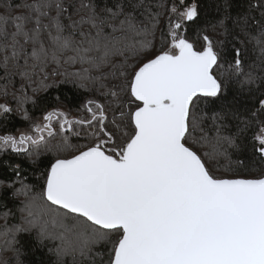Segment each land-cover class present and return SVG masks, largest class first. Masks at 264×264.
I'll return each mask as SVG.
<instances>
[{"label":"snow or ice","instance_id":"6c2138e0","mask_svg":"<svg viewBox=\"0 0 264 264\" xmlns=\"http://www.w3.org/2000/svg\"><path fill=\"white\" fill-rule=\"evenodd\" d=\"M185 3L179 0L183 11L175 2L169 9L168 47L162 44L149 56L155 47L149 37L155 38L160 15L149 0H116L112 7L107 0H80L79 6L73 0H0V78L19 75L30 83L43 73L46 89L51 85L44 70L50 63L79 64V71L64 75L78 78L80 87L90 81L107 88L105 94L120 109L112 131L105 127L103 105L95 104L96 111L87 109L89 121L69 120L54 110L43 117V125L34 124L35 137L0 135V151L29 154L30 147L45 143L44 132L54 135L53 120L61 130L96 121L103 136L83 150L65 137L57 149L75 154L50 164L42 190H16L26 197L21 211L27 227L5 224L0 238L17 261L16 233L35 230L41 243L58 242L49 249L57 264H65V257L72 264H264V175L213 173L203 157H224L225 172L234 171L221 146L236 147V141L222 136L219 126L211 151L202 157L197 150L210 143L204 128L209 117L199 105L214 104L226 83L214 74L223 66L212 39L204 35L197 50L180 33L184 21L198 16V5ZM252 6L264 7V0ZM228 7L225 0L221 26L229 18ZM252 39L264 53V29ZM239 55L236 49L234 63L219 75H244L240 87L252 86L260 78L243 73ZM69 82L75 83H61ZM16 99L22 103L27 97ZM258 103L253 117L264 113V99ZM11 111L0 103V114ZM24 119H29L26 112ZM210 119L216 125L223 115L213 112ZM253 150L264 161V125L253 136ZM101 246L102 251L95 250Z\"/></svg>","mask_w":264,"mask_h":264},{"label":"trees","instance_id":"16d2710c","mask_svg":"<svg viewBox=\"0 0 264 264\" xmlns=\"http://www.w3.org/2000/svg\"><path fill=\"white\" fill-rule=\"evenodd\" d=\"M79 6L80 0H73ZM88 3L89 0H84ZM99 2V0H94ZM116 0H107L109 7H112ZM153 13L159 12V23L156 25L155 38L152 39L155 47L148 55L158 53L163 44L168 47L170 39L167 36L169 9L172 4L179 0H149ZM198 5V16L192 21H184L180 33L193 43L197 50H202L204 41L202 37L208 35L214 44V50L219 55V64L223 68H215L214 74L226 83V88L219 99L214 104L207 105L201 103L199 108L209 117L204 122L205 131L210 138V143L203 147L197 146V150L203 157V153L211 151V142L216 136V127H220V134L226 137H233L236 147L229 146L226 142L222 144L221 151H226L231 158L233 172H225L224 166L228 160L224 157H217L208 161V167L215 175L220 176H244L258 177L264 175V161L253 150V136L259 134L261 125H264V113H258L253 117L252 113L259 108V100L264 99V53L261 52L260 45L252 37H258L264 29V7H253L258 5L261 0H227L229 5L224 26L219 21L225 18V0H186L185 7L191 4ZM160 5H163L162 7ZM103 7V4H101ZM86 11V10H85ZM81 14H84L82 12ZM67 15V14H66ZM122 18V17H121ZM173 21L177 18L173 16ZM86 27V26H85ZM236 49L240 50L242 71L247 74L253 72L258 78L256 84L252 86L240 87L239 81L245 77L240 75L226 74L221 77L219 73L227 69L229 64H233L236 59ZM122 59V58H118ZM79 64H62L57 66L50 63L45 68L47 74L45 83L51 85L48 88L41 87L43 73L33 76L29 83L19 75L10 78H0V103H6L12 108L9 113L0 114V135L12 134L19 136L21 133H28L23 130H32L34 124L40 122L48 113L54 110L66 113L69 120L92 119V114L88 112V107L96 111L95 104L103 105V111L107 119L104 121L108 131L113 130L112 120L119 121V111L117 101L111 95H106L107 88L99 87L98 83L84 81V87L78 86L81 81L78 78L64 73H75L80 70ZM53 73H56L53 75ZM0 72V77H2ZM93 75H99L93 72ZM75 81V83H61L62 81ZM105 83L111 84L110 80ZM23 85V87H22ZM5 90L8 95H4ZM123 96V94H121ZM24 98L21 103L16 98ZM89 101L95 103L89 105ZM124 110L128 107L125 105ZM25 112L29 119H24ZM213 112H219L223 119L216 125L210 119ZM259 121V123H258ZM247 126H246V123ZM54 125V135L45 136V143L39 146L30 147L29 153H16L11 149L0 151V231L4 225L9 228L20 226L25 213L21 211L24 207L26 197L16 195V190L23 186H28L32 194L42 190L44 183V173L56 158H70L75 154L73 149L59 151L57 145L64 143L65 137L68 144L74 149L83 150L82 146L94 143L98 138H103L99 131V125L93 121L89 126L87 123L79 125L73 124L69 129H60L56 120ZM245 129L244 131H240ZM22 131V132H21ZM20 132V133H19ZM200 133H197L199 136ZM35 137V135H33ZM236 161H243L242 166H237ZM7 213V216L5 214ZM25 224V223H24ZM27 227V225H25ZM16 243L14 248L18 249L19 264H57V257L54 251H49L58 242L45 241L41 243L36 237V231L16 233ZM7 244L0 239V264H18L17 254L11 250H6ZM96 251H102L98 247ZM65 264H72L71 257H65ZM107 259V257H105Z\"/></svg>","mask_w":264,"mask_h":264},{"label":"rangeland","instance_id":"374dc122","mask_svg":"<svg viewBox=\"0 0 264 264\" xmlns=\"http://www.w3.org/2000/svg\"><path fill=\"white\" fill-rule=\"evenodd\" d=\"M71 117H69L68 119H70ZM43 123H45V121L43 120V119H41L40 120V122L39 123H37V124H41V125H43ZM54 124L52 123V126H53ZM23 131H25V132H30V133H32L33 135H36V133L33 131V129L32 130H23ZM22 132V131H21ZM20 133V132H19ZM43 134H47L46 132H44ZM22 216H24V215H22ZM20 226H24L25 227V224H24V222H22L21 223V225ZM1 239V238H0Z\"/></svg>","mask_w":264,"mask_h":264}]
</instances>
